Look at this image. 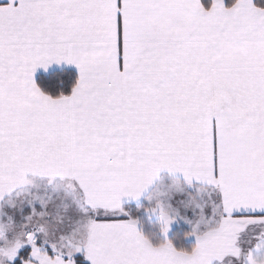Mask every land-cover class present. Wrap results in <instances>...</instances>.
Listing matches in <instances>:
<instances>
[{
    "label": "snow or ice",
    "instance_id": "6c2138e0",
    "mask_svg": "<svg viewBox=\"0 0 264 264\" xmlns=\"http://www.w3.org/2000/svg\"><path fill=\"white\" fill-rule=\"evenodd\" d=\"M0 264H264V0H0Z\"/></svg>",
    "mask_w": 264,
    "mask_h": 264
}]
</instances>
